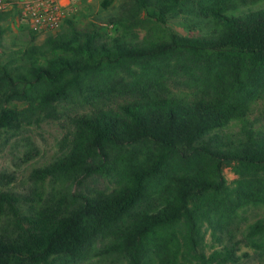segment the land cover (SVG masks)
I'll use <instances>...</instances> for the list:
<instances>
[{
    "label": "trees",
    "instance_id": "16d2710c",
    "mask_svg": "<svg viewBox=\"0 0 264 264\" xmlns=\"http://www.w3.org/2000/svg\"><path fill=\"white\" fill-rule=\"evenodd\" d=\"M176 18L186 35L168 27ZM66 23L20 67L0 65V141L64 104L136 99L77 116L70 148L32 171L29 195L0 191V264H73L100 239L128 264H238L230 227L264 209V138L249 117L264 87V0H133L108 27ZM178 76L190 92L171 90ZM231 127L238 135L222 136ZM90 178L117 185L86 189ZM206 231L221 244L210 252ZM244 239L264 253V218Z\"/></svg>",
    "mask_w": 264,
    "mask_h": 264
},
{
    "label": "rangeland",
    "instance_id": "374dc122",
    "mask_svg": "<svg viewBox=\"0 0 264 264\" xmlns=\"http://www.w3.org/2000/svg\"><path fill=\"white\" fill-rule=\"evenodd\" d=\"M132 1L113 0L112 4L105 9L102 7L104 0H94L90 3L85 1L78 11L68 19L77 28H84L90 23L108 27L109 21L119 16ZM247 9L240 8L239 13ZM183 21V18L169 19L168 27L181 35H186L187 29L182 25ZM0 27L5 30L0 40V65L7 64L15 68L20 67L25 62V53L27 55V50L30 47H41L47 39L57 38L69 29V25L65 23L56 32L37 34L31 31L16 13L7 15L0 22ZM193 30L191 29V32ZM198 30L202 32V27L201 29L198 28L197 32H199ZM106 34L109 37H114L119 32L110 28ZM170 86L174 93L191 91L185 85V79L179 76L173 77ZM135 99L133 95H126L114 98L106 104L97 103L95 107L94 105L83 106L78 103L64 104L65 109L60 118L48 119L39 125H26L20 131H12L4 135L0 141V191L11 190L19 194L29 195L33 187L30 178L32 171L52 163L70 148L75 133L74 119L77 116L102 106L117 108ZM18 105L20 108L25 106V104L19 103ZM249 117L255 123L259 135L264 138V87L255 100ZM238 133V127H231L223 132L222 136L235 137ZM224 177L228 185H232L236 179V175L229 168L225 169ZM116 185L117 181L115 180L101 178H90L83 183V187L86 189L97 188L109 191L114 190ZM262 218H264V209L251 207L241 212L230 227L236 236L234 241L239 243L237 248L241 261L238 264H264V253L252 249L244 239L247 227ZM226 240H228L227 237ZM111 244L108 239L98 240L84 259L73 264H128L118 253L109 250ZM205 246L208 252L212 251L215 246H221L213 238L211 231H206Z\"/></svg>",
    "mask_w": 264,
    "mask_h": 264
},
{
    "label": "built area",
    "instance_id": "2783aa9c",
    "mask_svg": "<svg viewBox=\"0 0 264 264\" xmlns=\"http://www.w3.org/2000/svg\"><path fill=\"white\" fill-rule=\"evenodd\" d=\"M94 0H0V14L16 13L37 34L60 30L83 2Z\"/></svg>",
    "mask_w": 264,
    "mask_h": 264
}]
</instances>
